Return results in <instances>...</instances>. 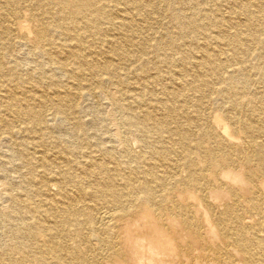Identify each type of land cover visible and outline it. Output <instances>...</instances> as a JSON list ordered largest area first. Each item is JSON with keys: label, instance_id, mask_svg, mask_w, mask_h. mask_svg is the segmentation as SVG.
I'll list each match as a JSON object with an SVG mask.
<instances>
[{"label": "bare ground", "instance_id": "6f19581e", "mask_svg": "<svg viewBox=\"0 0 264 264\" xmlns=\"http://www.w3.org/2000/svg\"><path fill=\"white\" fill-rule=\"evenodd\" d=\"M0 264H264V0H0Z\"/></svg>", "mask_w": 264, "mask_h": 264}]
</instances>
